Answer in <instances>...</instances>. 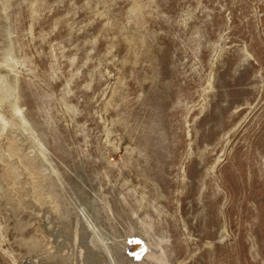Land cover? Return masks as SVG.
Segmentation results:
<instances>
[{"label": "rangeland", "instance_id": "374dc122", "mask_svg": "<svg viewBox=\"0 0 264 264\" xmlns=\"http://www.w3.org/2000/svg\"><path fill=\"white\" fill-rule=\"evenodd\" d=\"M0 264H264V0H0Z\"/></svg>", "mask_w": 264, "mask_h": 264}, {"label": "bare ground", "instance_id": "6f19581e", "mask_svg": "<svg viewBox=\"0 0 264 264\" xmlns=\"http://www.w3.org/2000/svg\"><path fill=\"white\" fill-rule=\"evenodd\" d=\"M133 247V246H132ZM135 248H133V250H134ZM139 249L140 250H143V247H141V246H139ZM137 250V249H136ZM140 250H138V251H140ZM135 251V250H134ZM141 252V251H140ZM139 255H138V253L136 252V254L134 255V257H138Z\"/></svg>", "mask_w": 264, "mask_h": 264}, {"label": "water", "instance_id": "95a60500", "mask_svg": "<svg viewBox=\"0 0 264 264\" xmlns=\"http://www.w3.org/2000/svg\"><path fill=\"white\" fill-rule=\"evenodd\" d=\"M140 251H141L140 253H142V250H140ZM140 253H139V254H140ZM139 254H138V255H139Z\"/></svg>", "mask_w": 264, "mask_h": 264}]
</instances>
